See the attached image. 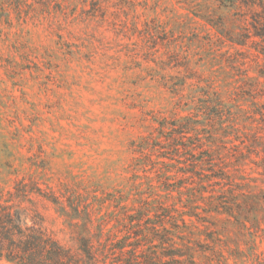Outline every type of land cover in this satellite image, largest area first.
<instances>
[{
    "label": "rangeland",
    "instance_id": "1",
    "mask_svg": "<svg viewBox=\"0 0 264 264\" xmlns=\"http://www.w3.org/2000/svg\"><path fill=\"white\" fill-rule=\"evenodd\" d=\"M263 24L264 0H0V188L25 178L93 203L95 232L101 218L116 227L134 146L163 119L144 158L155 186L158 169L176 175L175 136L201 139L187 164L226 165L264 134ZM216 98L232 112L223 127ZM242 170L261 178L249 160ZM48 216L73 246L63 219Z\"/></svg>",
    "mask_w": 264,
    "mask_h": 264
},
{
    "label": "trees",
    "instance_id": "2",
    "mask_svg": "<svg viewBox=\"0 0 264 264\" xmlns=\"http://www.w3.org/2000/svg\"><path fill=\"white\" fill-rule=\"evenodd\" d=\"M256 36L264 43V24ZM212 105L211 112L223 127L224 114L227 111L231 116L232 112L219 100ZM187 120V117L175 120L180 133L190 128ZM227 121L234 122L230 118ZM169 123L163 119L156 129L157 135L150 132L134 146V152L140 155L128 167L130 186L116 196L118 205L121 204L120 214L112 229L106 230L107 221L101 218L98 230L93 232V203H84L77 196L65 198L49 187L42 188L34 180L21 178L10 188H0V261L10 264H264V134L254 136L247 148L222 166L214 162L206 166L205 158L187 164L188 158L201 153V139L197 133L191 136L196 141L175 136L172 146L176 153V175L169 169H158L156 175L161 186H155L144 168L145 151L152 145L151 141L159 147L158 135ZM236 129L231 127L232 131ZM252 155L258 160H253ZM228 156L233 157L231 152ZM247 160L255 165L254 171L260 179L245 175L247 172L242 167ZM139 172L144 174L141 176ZM258 180L263 187L257 185ZM145 188L151 199L143 198ZM104 198L98 200L104 202ZM96 199L94 196L93 201ZM121 200L129 203L124 205ZM50 207L63 219L73 246L61 244L55 237L48 216Z\"/></svg>",
    "mask_w": 264,
    "mask_h": 264
}]
</instances>
